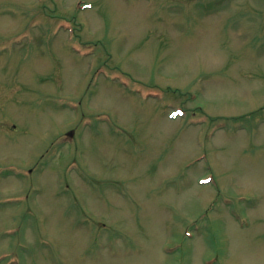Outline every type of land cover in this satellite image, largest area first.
<instances>
[{"label":"rangeland","instance_id":"1","mask_svg":"<svg viewBox=\"0 0 264 264\" xmlns=\"http://www.w3.org/2000/svg\"><path fill=\"white\" fill-rule=\"evenodd\" d=\"M80 2L0 0V264H264V0Z\"/></svg>","mask_w":264,"mask_h":264}]
</instances>
